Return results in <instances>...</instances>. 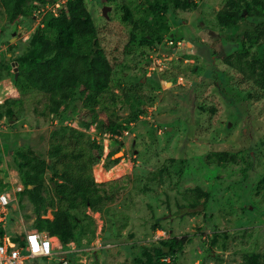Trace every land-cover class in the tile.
<instances>
[{"label":"rangeland","instance_id":"1","mask_svg":"<svg viewBox=\"0 0 264 264\" xmlns=\"http://www.w3.org/2000/svg\"><path fill=\"white\" fill-rule=\"evenodd\" d=\"M57 1L59 6L53 7ZM65 1L33 2L30 14L13 22H7L0 2V99L21 97L12 119L0 131V176L6 167L10 169L8 162L16 149L33 145L45 151L57 125L51 116L37 115L42 93L20 94L13 75L15 59L26 50L30 33L44 17L64 8ZM128 1L85 0L100 42L108 48L113 77L122 88H135L145 100L146 112L138 121L120 135L108 137V143L105 136L95 140L102 143V158L92 165L94 180L129 175V188L109 210H87L92 223L80 216L81 247L75 245L77 251L68 252V263H141L152 257L156 241L172 236L188 240L166 257L167 264H240L244 253H263L264 97L257 100L249 94L246 82L223 59L240 49L247 50L248 57L255 53L264 59V8L242 0L238 23L222 29L214 16L227 0H193L194 9L163 14L167 33L157 45L146 46L140 43L142 34L132 32L122 20L119 5ZM248 7H258L262 15L246 16ZM85 131L92 133V128ZM110 145L117 151L106 156ZM249 150L254 158L245 177L238 158L222 164L209 156L213 151L245 155ZM123 159L128 165L125 172ZM114 164L119 175L109 178L110 173L99 172L100 167L107 170ZM152 171L157 174L149 180ZM197 189L209 192L207 206L199 204L204 196ZM22 203L24 207L13 212L6 226L11 234L33 229L31 206L25 197ZM55 213L48 209L45 217L51 219ZM154 223L161 228L152 231ZM157 230L164 236L157 238ZM57 263L39 257L27 262Z\"/></svg>","mask_w":264,"mask_h":264},{"label":"trees","instance_id":"2","mask_svg":"<svg viewBox=\"0 0 264 264\" xmlns=\"http://www.w3.org/2000/svg\"><path fill=\"white\" fill-rule=\"evenodd\" d=\"M36 1L42 5L46 2L0 0L7 22L29 15ZM241 1L227 0L215 12V21L220 28H230L238 23L242 16ZM253 2L255 6L264 8V0ZM119 7L123 12L122 20L131 26V31L142 34L140 43L154 46L167 33L168 24L163 14L173 13L175 9H194L196 3L193 0H129ZM248 9L246 16L262 15L258 7ZM245 35L250 38L248 33ZM26 42V50L15 59L13 83L20 94L28 90L42 93L44 101L37 115L51 116L57 125L50 133L45 151L32 148L33 145L26 150L13 151L8 164L18 171L23 185L18 203L24 207L22 199L25 197L30 204L33 229L58 237L65 246L74 242L81 247L78 238L80 216L92 223L93 217L87 210H109V206L128 190L130 182L129 175L104 182L94 180L92 165L98 164L102 158V143L95 140L105 134L109 137L120 135L130 124L138 121L139 116L146 112L145 100L135 88H122L113 77L108 48L100 42L85 0H66L64 8L43 18L42 24L33 29ZM243 50L226 55L223 60L234 66L235 74L246 82L249 94L256 95V99L263 98L264 59L255 53L248 57V51ZM2 60L6 62V57ZM20 102L21 97L4 99L0 103V118L9 123L15 114L14 106ZM91 124L94 125L93 135L85 131ZM116 151L110 145L107 155L112 156ZM209 156L213 162L222 164L238 158L243 164L242 177H245L254 153L249 150L245 155H234L213 151ZM47 172L50 175L45 179ZM156 174L152 171L148 179L154 180ZM197 190L204 196L199 204L207 206L209 192ZM195 203L198 204L197 201ZM48 209L57 210L51 219L45 217ZM157 228H161L158 223L151 225L152 231ZM15 239L21 241L19 235ZM187 240L175 236L159 239L152 257L141 263L134 260L133 264H167L166 257L171 258ZM70 254L66 253L65 258ZM241 258L240 264H264V252H247Z\"/></svg>","mask_w":264,"mask_h":264},{"label":"built area","instance_id":"3","mask_svg":"<svg viewBox=\"0 0 264 264\" xmlns=\"http://www.w3.org/2000/svg\"><path fill=\"white\" fill-rule=\"evenodd\" d=\"M54 6H59L58 1L54 3L53 7ZM7 97H4V99ZM4 99H0V103H2ZM5 124H8L5 118H0V131L4 128ZM89 127L92 128V133L89 134L93 135V124L89 125ZM104 136V141L108 143L107 138L109 135L105 134ZM108 152L107 149L106 155ZM112 166V168H110V166L107 170H103V168L100 167L99 172L102 174L110 173L109 178H113L114 175H119L117 170L118 166L115 164ZM121 167L124 169V172L126 168H128L124 159ZM4 171L5 175L3 173L0 176V228L3 229V232L0 233V264H27L28 261L35 257L55 259L58 261V264H69L65 257H56L60 254L65 255L68 252L77 251L74 242H68L66 243L68 246H65L58 237L38 232L36 229L23 230L15 234H11L7 231L6 226L11 220L13 212L19 207L18 194L22 192L23 185L19 179L18 171L15 168L10 167V169H8L6 167ZM158 231L159 230L155 233V236L157 238L163 237L164 233ZM17 235H19L21 241L15 239Z\"/></svg>","mask_w":264,"mask_h":264},{"label":"water","instance_id":"4","mask_svg":"<svg viewBox=\"0 0 264 264\" xmlns=\"http://www.w3.org/2000/svg\"><path fill=\"white\" fill-rule=\"evenodd\" d=\"M107 8H108V7H106V6H104V7L102 8V14H103V15H106Z\"/></svg>","mask_w":264,"mask_h":264}]
</instances>
